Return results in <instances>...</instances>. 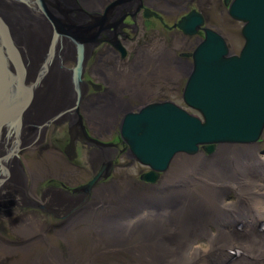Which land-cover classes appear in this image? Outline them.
Segmentation results:
<instances>
[{
	"label": "bare ground",
	"instance_id": "1",
	"mask_svg": "<svg viewBox=\"0 0 264 264\" xmlns=\"http://www.w3.org/2000/svg\"><path fill=\"white\" fill-rule=\"evenodd\" d=\"M158 2L144 1L152 6ZM223 2L228 16L240 23L242 36L245 22L230 15L237 0ZM137 3L140 0H0V37L10 35L6 44L0 39V264H26L11 261L10 257L24 253L36 242L45 244L47 251L28 264H61V250L52 245V237H65L77 225L88 227L91 231L87 236L100 247L94 257L87 256L76 264H101L98 260L118 255H124L125 259L116 264H264V155L258 145L264 140V112H254L248 107L247 115L242 112L238 117L240 122L232 124L226 120L219 129V124L213 127L211 123L212 129H207L206 122L210 121H206L204 113L224 103L216 99L203 110L195 95L184 94L191 69L184 66L167 69L170 67L165 64L174 56V49L187 41L189 48L192 37L200 33L204 36L193 37L196 47L190 53L188 48L179 50L180 56L193 58L206 41L208 30L224 39L217 28L207 27L198 10L188 12L174 24L173 29L180 35L172 46L153 53V57L164 61L163 72L167 77L176 79L178 74L182 75L177 76L179 80L175 83H182L179 97L170 99L166 90L160 100L148 99L144 92L148 81L156 76V60L149 59L147 63L143 59V64L135 66V74L114 79L120 83L107 91L108 96L94 103L83 102V75L89 52L94 46L104 51L101 43L113 38L105 34L107 28L97 26V13H106L100 22L107 26L110 21L116 22L120 14L113 13L108 18L113 8L128 9ZM164 3L169 5L168 0ZM191 14L193 34L180 27ZM49 16L82 38L74 40L66 30L56 32ZM76 41L81 44L76 45ZM226 45L231 54L226 58L243 71L245 59L240 53L244 44L238 53ZM224 57L220 58L221 63L226 62ZM132 98L143 102L136 108L134 100V105L129 102ZM164 106L168 120L151 115ZM79 111L94 130L78 121ZM145 112L152 119L143 120V125L126 121ZM257 119L262 123L256 140L241 144L228 141L242 133L249 136L244 129L252 127ZM68 122L73 140L71 147L64 148L62 158L58 157L61 168L65 164L74 165L71 160L79 141L92 147L87 151V159L96 173L86 184L65 191L58 188L60 180L42 181L35 171L38 168L28 166V161L36 158V152L28 151L25 158L21 155L41 145L46 131L52 135L56 128L65 131ZM161 124L166 134L157 129ZM123 126L125 131L138 129L136 138L145 137L146 144L133 147L134 137H123ZM115 127L120 133L117 139L107 138L103 142L105 137L99 134ZM156 137L161 144L155 148ZM114 141L125 149L115 146ZM157 152L163 161L156 157ZM119 153L124 154L120 160L128 157L147 169L139 186L128 174L130 182L124 185L113 178L104 181L118 173L113 168ZM143 156L152 163L142 162ZM100 175L104 182L95 187ZM231 193L233 198L226 201ZM95 199L109 206V210L102 211ZM48 214L57 215L56 228L47 221ZM8 232L19 236L20 241L11 238ZM22 242L34 244L27 247ZM202 243H209L211 250L204 253L196 247Z\"/></svg>",
	"mask_w": 264,
	"mask_h": 264
},
{
	"label": "water",
	"instance_id": "2",
	"mask_svg": "<svg viewBox=\"0 0 264 264\" xmlns=\"http://www.w3.org/2000/svg\"><path fill=\"white\" fill-rule=\"evenodd\" d=\"M234 5L235 6L230 9V15L235 19L245 22V26L242 30V36L245 42L240 53V56H242L241 58L245 59L243 71L233 66L235 64L232 59L228 60L226 58V56L231 54L224 39L217 33L208 30L206 33V41L194 53L193 69L190 70L191 76L184 90V94L188 95V97L195 95L199 99L203 110L207 109L208 104L216 99L221 100L222 104L224 103L222 107L214 106L204 113L206 121H210L206 122V125L208 123L207 129H212L211 123L213 127L219 126V129L221 124L226 120H231L232 124L240 122L238 117L241 116L242 112L247 115L248 111H246L245 108L248 107L254 112H261V110L264 112V0H237ZM48 19L56 32L60 33L66 30L68 35L74 40L82 38L79 37V35L75 36L71 30L62 28L60 24L55 23V19L52 17L49 16ZM192 19L193 16L191 14L185 19L186 22L180 25V27L189 34L195 32V30H190ZM199 22L202 23L201 18H199ZM118 23L114 25L117 26ZM97 26L101 29L106 27L105 24L100 22V18H97ZM55 35L57 36V33H55ZM8 38L10 39L8 33H6L3 38L1 36L0 39L2 40V44L8 43ZM75 43L76 45L81 44V42L77 41ZM223 56H225V63L220 62V58ZM206 84L210 86V89ZM225 104H227L226 107ZM165 106L168 107L169 105ZM165 106L158 107L156 112L151 115L153 117L160 116V118H167L168 120L170 117L168 113L165 112ZM151 115L149 112H145L139 118L130 117L128 118L129 120L126 121L131 124L141 123L143 125L146 119H152ZM252 119L253 118H251V121ZM261 123L262 121L260 122V120L257 119V122L252 124V127L249 125L248 128L244 129V131H249V136L243 135L242 133L241 136H235V138L228 139V141L241 144L256 140L259 136L258 132L261 128ZM215 124L219 125L216 126ZM162 125L163 124L159 126L160 129H157L162 134H166V131H163ZM151 127L155 130V126L151 125ZM241 130L243 131L242 126ZM121 132L123 133V137L127 135L134 137V142H131L133 147L146 144L145 137L136 138L140 133L138 129L125 131L123 126V131ZM154 144L155 148L161 144L157 137ZM145 153L147 152L145 151L141 154ZM157 154L156 157L163 161V156L159 154V152H157ZM147 158V156H143V160L141 161L144 163L145 161L152 163V161ZM161 168L162 167H160L158 171H161ZM100 176H97V178H100ZM97 178H95V180Z\"/></svg>",
	"mask_w": 264,
	"mask_h": 264
},
{
	"label": "rangeland",
	"instance_id": "3",
	"mask_svg": "<svg viewBox=\"0 0 264 264\" xmlns=\"http://www.w3.org/2000/svg\"><path fill=\"white\" fill-rule=\"evenodd\" d=\"M168 1L170 6L167 3H164V0H160V2L158 3H153L155 7L159 8L161 11L165 13V15L163 14V16H165L166 25L173 26L174 24L179 22L180 17H185L186 14L192 10H198L206 19L207 27L217 28L221 32L222 36L226 40V43L229 45L232 51L238 53V51L243 46L244 41L240 33L241 30L240 23L232 20L228 16L227 8L225 7L223 0H172V1L168 0ZM107 5L110 6L111 3H108ZM173 5H175L176 7H173ZM102 14L103 13H97L98 16ZM179 35L180 32L177 31V29L171 28V31L163 32L161 38L157 39V43L163 46L170 47L172 46V43L177 41ZM188 46H189V41L185 42V44L182 46L181 49L188 50L187 49ZM166 93L168 97L170 99L173 98V100L179 97L178 95L180 94L176 91L174 92V90H168V89ZM102 133H103L102 136L105 137L103 142H106V140L112 138L115 139L116 135L120 134L116 127L109 132L106 133L102 132ZM43 140L44 141L42 142V144L41 145L39 144L37 146L38 148L36 147L37 150L36 149L27 150L25 152H22L23 155H21L22 157L25 158L27 157L25 153L27 154L28 151H34L37 153L35 159L28 161V166L33 167L35 165L34 167L38 168L35 171L39 172L40 180L42 181L47 179L60 180L61 182L58 188L65 191H70L75 187H80V185L82 186L86 184V181L90 180L91 177H93V175L96 173V171L91 168L92 165L91 162L89 161V159H87L88 157L87 151L92 148L89 144H85V143L83 144L78 141L74 147L75 158L71 160V163H73L74 165L69 164V166H67L65 164L66 166L62 165L61 168L60 163L58 161V157L62 158L64 148L67 145L68 147L71 146L70 142L73 140V138L70 137L67 132L65 131L60 132L59 128H56L55 135H52L49 131H46ZM114 143L117 144L116 146L119 147L120 149L122 148L125 149V146L120 142L114 141ZM258 145L260 147V151H261L260 153L264 155V140H261V142ZM83 149H85V152L84 153L80 152ZM123 156L124 154L119 153L118 157L116 158L117 162L113 168L114 170H117L118 173L117 172L116 174L113 173L107 179H104V181H108L111 180V178H113L117 183H119V185L121 184L124 185L127 182H130V178H132L135 182L134 184L139 186L142 183V181H140V177L142 176V174L147 172V169L142 167L137 162L133 163L128 157H124L123 161L120 160L121 157ZM127 174L129 175L130 178L127 177ZM104 181H103V177L101 176L99 181L94 186L96 187L100 183H103ZM232 198H233V194L231 193L226 201H230ZM93 201L96 203V206H102L103 208L102 211L109 210V206L105 207V204L104 205L99 204L98 199H95ZM56 216L57 215L55 216H52L50 214L47 215V217L50 219L47 221H49V224L54 225L55 228L57 223L56 221H58ZM72 217L73 216H70V219H72ZM74 228L75 229H73L72 233L67 232L65 237H57V235H54V238L52 237V241H54L52 245L60 248L61 250L60 251V255L62 257L61 264L81 263L82 260L85 259L87 256L94 257V255L97 253L95 252L96 249L97 248L99 249L100 247V244L98 242L93 241L91 237L87 236V234H89V231H91L90 229H88V227L85 228L83 225H77ZM53 229H51V231ZM8 234L10 235L11 238L16 237L17 242H19L21 239L17 235L16 236L12 235L9 232ZM22 239H26V238H22ZM22 243L24 244V246L26 245L27 247L29 245L34 244L30 242H22ZM35 244L32 247H29L27 251H24L25 254L18 252L17 257H10L11 261L15 259L17 261L28 264L32 260L36 259L39 255H41V253H46L47 246L45 244L40 242L36 245ZM1 255L2 254H0V257ZM77 256L79 257L80 260L78 259ZM118 256L120 257L113 256L109 258H103L101 260H98V262H100L101 264H114L115 262H118V260L120 259H125L124 255H118Z\"/></svg>",
	"mask_w": 264,
	"mask_h": 264
},
{
	"label": "flooded vegetation",
	"instance_id": "4",
	"mask_svg": "<svg viewBox=\"0 0 264 264\" xmlns=\"http://www.w3.org/2000/svg\"><path fill=\"white\" fill-rule=\"evenodd\" d=\"M144 1L145 0H140V4L137 3V6L134 5L128 9L120 8L116 10V8H113L110 11L108 18H110L111 14H119L120 12L117 21H110L105 27L107 28L105 34L109 37L111 35L113 38L110 37L106 39L107 41L101 43V47H103L104 51H102V48L100 50V48L96 49L94 46V48H91L93 50L89 52L83 75V102H87L88 104L94 103L98 99L108 96L107 91L116 88L115 84H117V82L120 83L119 81L116 82L114 79L120 80L121 77L123 78V75L125 76L127 73H131L132 75L135 74V66L140 65V63L143 64V59L146 60L147 63L149 59L156 60V76L148 81L147 90L144 92L149 95V100L153 98L160 100L163 97V91L167 89L174 90V92L177 89L176 92L181 93L183 89L182 83L181 85L175 84L176 81L179 80V78H177L179 74L175 77L176 79H172L174 77H167L165 72H163L164 61L153 57L154 52L164 49L163 45L157 43V39L161 38L165 29L171 28V26L166 25L165 16H163L165 13L163 11L152 5H146ZM105 14L103 13L97 16L100 18L101 16L104 17ZM116 23H118L117 26L114 25ZM172 28H174V25ZM202 36H204L203 33H200L194 38H201ZM194 38H192L193 44L188 48L190 52L197 45ZM181 46L180 48L174 49V56H170V59L165 61V64H168L170 67L167 69H171L174 66H184L192 69L193 58L192 56H180L179 50H181ZM117 47L120 48L118 49ZM112 77L113 79L111 80L110 78ZM179 77H182V75H179ZM168 79L170 81H168ZM133 100L136 102L135 105L133 104ZM129 102L138 108V105L143 101H136L132 98ZM79 112L81 113L78 114V121L81 122V124L91 126V130H94L92 125L88 124L89 119L85 118L82 111ZM65 132H67L69 136L72 135L70 132V122H68ZM99 135L102 136L103 133L101 132ZM117 136L118 135H116V137ZM116 139L117 138L114 140Z\"/></svg>",
	"mask_w": 264,
	"mask_h": 264
},
{
	"label": "clouds",
	"instance_id": "5",
	"mask_svg": "<svg viewBox=\"0 0 264 264\" xmlns=\"http://www.w3.org/2000/svg\"><path fill=\"white\" fill-rule=\"evenodd\" d=\"M196 247H198L204 253H207L211 250V245L209 243L198 244Z\"/></svg>",
	"mask_w": 264,
	"mask_h": 264
}]
</instances>
